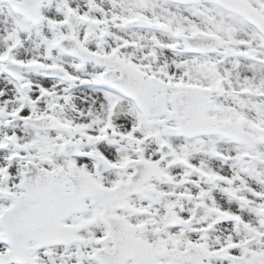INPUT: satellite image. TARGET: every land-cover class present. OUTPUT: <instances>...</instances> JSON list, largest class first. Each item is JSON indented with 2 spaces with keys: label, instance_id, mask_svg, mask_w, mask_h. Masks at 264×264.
Wrapping results in <instances>:
<instances>
[{
  "label": "snow or ice",
  "instance_id": "1",
  "mask_svg": "<svg viewBox=\"0 0 264 264\" xmlns=\"http://www.w3.org/2000/svg\"><path fill=\"white\" fill-rule=\"evenodd\" d=\"M0 264H264V0H0Z\"/></svg>",
  "mask_w": 264,
  "mask_h": 264
}]
</instances>
